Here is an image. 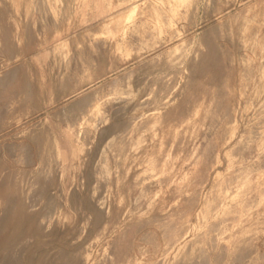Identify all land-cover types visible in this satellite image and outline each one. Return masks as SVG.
Here are the masks:
<instances>
[{"label": "clouds", "instance_id": "obj_1", "mask_svg": "<svg viewBox=\"0 0 264 264\" xmlns=\"http://www.w3.org/2000/svg\"><path fill=\"white\" fill-rule=\"evenodd\" d=\"M14 6L0 67L28 79L3 93L0 141L19 150L0 179L44 209L46 240L64 233V264H264V0ZM69 44L91 71L67 70Z\"/></svg>", "mask_w": 264, "mask_h": 264}, {"label": "rangeland", "instance_id": "obj_2", "mask_svg": "<svg viewBox=\"0 0 264 264\" xmlns=\"http://www.w3.org/2000/svg\"><path fill=\"white\" fill-rule=\"evenodd\" d=\"M8 9L4 7V11ZM13 15L14 18L11 17ZM21 19L22 17L16 12L10 14L6 11L3 15L4 26L12 24L14 31H16ZM240 54L243 55L242 52ZM142 99L143 96L141 95L128 103L129 114L140 107L139 101ZM142 114L146 115V112ZM15 146L14 150L0 151V156L7 154L9 158H12L19 150L18 145ZM106 164L107 158L101 167H105ZM86 175L88 174L86 173ZM89 178L91 179L90 175ZM11 182L12 174L10 172L0 179V264H64L67 253L58 250L57 243L63 239L64 233L54 229L52 233L47 234L48 239L46 240L42 229L38 228V221L44 209L29 213L27 210L29 206L12 195L10 191ZM39 195L50 198L47 191L41 193L38 190L34 194V202H38L35 200V196ZM100 197L103 198V192L100 193ZM70 202L74 207L82 205L85 210L96 211L95 205L88 201L87 195L77 193L75 190L71 194Z\"/></svg>", "mask_w": 264, "mask_h": 264}, {"label": "crops", "instance_id": "obj_3", "mask_svg": "<svg viewBox=\"0 0 264 264\" xmlns=\"http://www.w3.org/2000/svg\"><path fill=\"white\" fill-rule=\"evenodd\" d=\"M17 3V0H6L4 2V7L9 8L8 10L4 11V7L0 8V40L5 41L7 46L10 40V33L15 32L12 28V24H6L4 26L3 15L4 12L8 11L10 14L14 12L19 13V16L23 17L25 15V10L20 9L19 12L17 8L14 6ZM14 18V15L11 16ZM18 27V26H17ZM56 55L63 57L65 55V49L57 46L56 48ZM85 61L87 63H92V61L84 56L76 55L72 52L71 44L68 45L67 49V70L69 72L76 71L79 69L81 72L83 71H91V69H86ZM50 63H55L54 59L49 57ZM39 68V65H37ZM58 71V69H56ZM27 70L26 67L19 64L8 65L7 67H0V119H2L5 115L4 107L6 106L7 99L3 98V93L9 86L13 83V81H18L21 83H27ZM26 98V90L25 96ZM18 143L14 139H8L0 141V151L8 150V149H15ZM19 149V145L17 147Z\"/></svg>", "mask_w": 264, "mask_h": 264}]
</instances>
